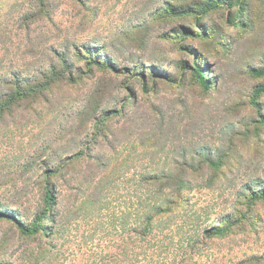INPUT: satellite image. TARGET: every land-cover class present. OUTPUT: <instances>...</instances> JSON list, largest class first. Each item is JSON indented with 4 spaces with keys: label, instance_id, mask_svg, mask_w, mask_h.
Instances as JSON below:
<instances>
[{
    "label": "rangeland",
    "instance_id": "rangeland-1",
    "mask_svg": "<svg viewBox=\"0 0 264 264\" xmlns=\"http://www.w3.org/2000/svg\"><path fill=\"white\" fill-rule=\"evenodd\" d=\"M67 64L73 81L56 84L37 110L0 127V211L32 222L44 201L39 154L55 160L96 139L98 161L81 162L67 181L53 177L61 207L74 201L83 173L97 174L100 162L109 173L125 160L130 175L114 206L126 210L128 179L167 166L163 157L180 150L176 143L203 152L209 145L224 160L215 187L204 178L194 193L198 204L212 205L211 220L231 212L246 184L264 186V92L260 108L251 102L264 85L257 73L264 72V0H0V86L14 72L32 81L52 66L68 72ZM200 69L209 90L198 82ZM90 101L101 117L113 114L96 136L94 121L78 129L77 113ZM248 217L251 227L212 239L184 264H264V201ZM86 232L25 236L0 213V264H89Z\"/></svg>",
    "mask_w": 264,
    "mask_h": 264
},
{
    "label": "trees",
    "instance_id": "trees-1",
    "mask_svg": "<svg viewBox=\"0 0 264 264\" xmlns=\"http://www.w3.org/2000/svg\"><path fill=\"white\" fill-rule=\"evenodd\" d=\"M92 54L98 58L102 55L100 52ZM109 65L117 68L113 61H109ZM51 69V72H42L32 81H25L19 72L12 73L11 78L2 81L0 127L6 126L8 120L15 119L22 110H37L40 100L53 86L64 81L71 82L75 77L70 64H67L68 72H60L54 66ZM196 73L202 88L209 90L211 83L206 74L201 69ZM257 73L264 75V72ZM263 92L264 85L256 86L251 99L256 108H260L258 98ZM99 111L100 107L96 103H87L77 113L80 120L78 129H83L91 120L94 121L93 135H100L102 129L107 127L108 117L113 114L101 117ZM96 140H86L82 148L73 151L70 148L66 153L58 155V159L51 161L49 156L39 154V160L45 167L42 186L44 201L43 208L32 222L27 223L6 211H0L1 215L14 221L20 233L25 236L48 234L54 239L60 238L64 229L79 234L80 227L87 226L84 240L91 247L89 264H184L197 260L196 255L209 246L212 239L226 238L246 230L249 225L251 227L248 215H251L257 202L264 201V186L256 188L248 183L239 193L231 212L211 220L209 213L212 205L198 204L194 200V193L202 191L204 178L206 187H215V178L224 160L220 156L216 159L209 145L203 147L206 149L203 152L202 149L189 150L186 145L176 143L173 149L180 150L163 157V163L167 166L141 170L128 179L132 181V191L126 210L120 212L114 206L117 203V188L125 176L130 175L125 160L117 162L109 173V164L105 162H100L99 165H104V169L97 174L83 173L74 201L68 198L61 207L59 195H63V190L53 177L67 181L68 173L81 162L88 161L89 164L91 160L98 161L91 153V144L96 143ZM36 162L33 160V163ZM241 206L247 208L246 214H242L241 211H245ZM48 220L51 222L49 228L46 224ZM83 234L84 231L80 237ZM94 246H97V250L92 249Z\"/></svg>",
    "mask_w": 264,
    "mask_h": 264
}]
</instances>
